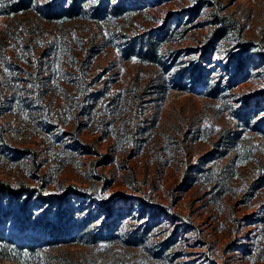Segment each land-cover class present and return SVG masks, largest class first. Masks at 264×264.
Masks as SVG:
<instances>
[{
    "label": "rangeland",
    "instance_id": "1",
    "mask_svg": "<svg viewBox=\"0 0 264 264\" xmlns=\"http://www.w3.org/2000/svg\"><path fill=\"white\" fill-rule=\"evenodd\" d=\"M0 264H264V0H0Z\"/></svg>",
    "mask_w": 264,
    "mask_h": 264
},
{
    "label": "trees",
    "instance_id": "2",
    "mask_svg": "<svg viewBox=\"0 0 264 264\" xmlns=\"http://www.w3.org/2000/svg\"><path fill=\"white\" fill-rule=\"evenodd\" d=\"M9 185L5 184L4 182H0V193H10L12 195H16L13 190H9ZM8 244L9 247L13 248H22L24 244L15 243L14 241L9 240L8 238L4 237V235L0 234V258L9 257L7 252L5 251L6 247L2 244Z\"/></svg>",
    "mask_w": 264,
    "mask_h": 264
}]
</instances>
